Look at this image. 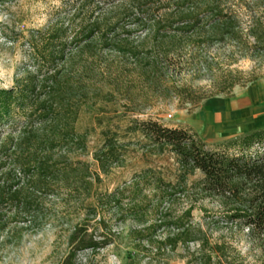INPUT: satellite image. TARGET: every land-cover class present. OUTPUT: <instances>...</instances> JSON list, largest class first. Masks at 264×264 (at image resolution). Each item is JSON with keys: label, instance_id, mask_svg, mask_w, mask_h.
Segmentation results:
<instances>
[{"label": "trees", "instance_id": "16d2710c", "mask_svg": "<svg viewBox=\"0 0 264 264\" xmlns=\"http://www.w3.org/2000/svg\"><path fill=\"white\" fill-rule=\"evenodd\" d=\"M101 2L80 0L71 21L72 24L80 21L75 26L77 31L68 35V27L53 29L42 46L35 49L43 65L27 72L13 87L0 88V239L3 241L19 225L21 231L41 230L47 216L48 197L57 198L62 193L73 197L84 190V210L88 215L97 214L99 198L92 194L93 173L89 163L79 159L80 154L88 151V137L78 130L77 122L89 99L83 91H77L78 82L70 81L67 69L73 60L86 53L93 54L94 47L130 54L137 59L136 47L126 42L134 30L143 32L144 39H152V47L158 48L153 60L143 65V69L153 72L163 64L167 69L172 64L178 65L174 60L179 55L174 51L183 41L193 47L233 42L264 58V0H254L255 9L245 23L229 0ZM105 2L113 5L102 12L100 5ZM88 11L87 17H83ZM203 59L191 57L193 62H203ZM207 69L212 70V65L208 64ZM149 73L144 71L146 76ZM256 80L257 77H252L248 82ZM238 84L239 81L231 80L215 94L185 100L198 105L223 92L232 94ZM176 88V96H183L179 92L182 88ZM5 123L8 131L1 127ZM102 136L93 157L103 174L122 162L132 142L128 139L130 136L137 137V142L159 154L173 153L185 177L200 172L202 178L194 185L204 196H217L228 207L229 218L247 229L250 241L260 253V263L264 264V147H259L264 145V127L230 138L223 148L214 149L191 128L165 126L152 118L130 119L123 129L105 128ZM257 146L259 149L252 152ZM153 176L152 181L145 177V187H162L163 179ZM96 179L100 180L98 174ZM119 194L122 191L118 188L106 193L107 202L118 206ZM91 199L94 201L90 202ZM191 212L190 207L185 215L190 216ZM134 218L138 223H146L142 217ZM103 221L100 219L92 231L88 221L74 226L69 234V250L59 264H79V252L96 251L112 244L109 234H97ZM165 224L163 221L150 223L132 235L139 241L146 240L149 255L153 250L156 253L164 248L174 251L179 244L187 247L196 243L198 247L187 264H222L219 257L222 248L211 245L204 236L197 237L182 218L172 223L174 233L163 240L152 239V232ZM150 231L151 237H146L144 233ZM140 247L134 246L138 250Z\"/></svg>", "mask_w": 264, "mask_h": 264}, {"label": "rangeland", "instance_id": "374dc122", "mask_svg": "<svg viewBox=\"0 0 264 264\" xmlns=\"http://www.w3.org/2000/svg\"><path fill=\"white\" fill-rule=\"evenodd\" d=\"M79 1L0 0V88L13 87L27 72L43 65V61L37 59L35 49L42 46L53 29L68 27V35L77 31L80 21L74 24L71 21ZM96 1L104 3L105 0ZM229 2L244 23L255 9L254 0ZM112 5L108 2L101 4V11ZM87 14L89 11L83 17ZM144 36L143 32L134 30L126 40L131 47H136L137 59L130 54L94 47L93 54L76 58L67 69L70 81L79 83L77 91H83L89 99L77 122L78 130L88 137V151L80 154L79 159L89 163L93 173L92 194L99 198L97 214L88 215L84 210V190L73 197L64 193L57 198L48 197L47 216L41 230L21 231L19 225L17 229L12 228L9 239H0V264H59L69 250L72 228L88 221L89 231H92L100 219L104 221L97 234H109V239L114 242L96 251L86 249L79 252V264H187L198 247L196 243L187 247L179 244L174 251L164 248L156 253L153 250L149 255L146 240L139 241L132 235L133 231L150 223L163 221L166 224L152 232V237L151 231L144 233L146 237L163 240L174 233L172 223L180 218L197 237L204 236L211 245L222 248L219 254L222 264H261L260 253L250 241L247 229L229 218L228 207L220 198L206 197L194 185L202 178L200 172L187 177L182 174L173 153L159 154L137 142V137L130 136L128 139L132 142L128 144L122 162L107 174L99 169L93 153L102 143V130L108 127L123 129L134 118H152L165 126L191 128L211 149L224 146L230 138L243 134L236 135V131H232L236 127L226 125L211 134L210 131L215 129L213 125L205 129L199 123L208 99L198 105L185 100L186 97L196 99L215 94L231 80L239 81L232 94L223 92L215 98L225 101L236 97L239 101L237 109L249 110L250 124H257L259 128L264 126V58L233 42L193 47L183 41L182 46L174 51L179 55L174 60L178 65L174 67L172 64L167 69L163 64L153 72L143 69V65L153 60L158 48H153L152 39L145 40ZM192 55L202 56L206 62L204 59L203 62H193ZM208 64L212 65V70L207 69ZM144 71L150 72L148 77ZM252 77L257 80L248 82ZM176 87L182 88L179 92L183 96H176ZM243 121L246 123V119ZM1 127L8 131L6 123ZM229 152L234 153V150ZM97 174L100 180L96 179ZM153 175L163 179L162 187H145V177L152 181ZM117 188L122 194H119L120 204L115 206L107 202L106 193ZM190 207L192 212L186 216ZM134 217H142L146 223H138ZM199 229L202 232L199 233ZM135 245H141L139 250L134 248Z\"/></svg>", "mask_w": 264, "mask_h": 264}, {"label": "crops", "instance_id": "0c3cea01", "mask_svg": "<svg viewBox=\"0 0 264 264\" xmlns=\"http://www.w3.org/2000/svg\"><path fill=\"white\" fill-rule=\"evenodd\" d=\"M215 97L216 96L208 98L205 114H200L199 118V123L203 128H211L213 125L216 132L211 130V134L219 132L223 125L235 126L236 128L232 131H236V135L259 128L257 124H250L248 109L244 112L237 109L239 101L236 97L225 101ZM243 119H246V123H244L245 121H243ZM195 124V126H197V122Z\"/></svg>", "mask_w": 264, "mask_h": 264}]
</instances>
